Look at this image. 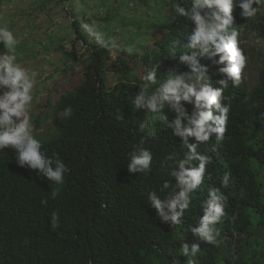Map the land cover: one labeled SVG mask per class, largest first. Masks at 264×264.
<instances>
[{
    "label": "trees",
    "instance_id": "trees-1",
    "mask_svg": "<svg viewBox=\"0 0 264 264\" xmlns=\"http://www.w3.org/2000/svg\"><path fill=\"white\" fill-rule=\"evenodd\" d=\"M47 1L52 7L44 8L50 12L62 6L58 13L67 19L72 34L71 51L64 55L72 64L48 89L41 111L30 116L43 150L48 155L58 152L71 172L60 196L52 200L53 185L47 178L20 167L11 148L0 152V264H88L89 259L93 264H169L175 258L187 264L180 252L182 236L189 245L199 244L196 264H264V116L260 115L264 113V10L249 21L234 9V26L248 66L241 83L233 86L229 81L225 92L232 104L225 139L213 134L209 144L197 149L204 154L212 145L216 152L208 153L213 161L178 229L158 218L148 193L155 191L161 198L168 194L170 189L161 191L163 182L174 186L176 179L170 176L174 164L165 157L175 153L178 160L187 149L170 128L156 121L155 113L134 110L131 100L139 91V75L155 65L159 67L153 91L169 67L188 70L179 63V53L175 57L169 53L168 45L194 25L175 17L172 5L178 0H162L145 49L113 59L89 44L73 20L76 0ZM184 6L190 7V0ZM249 36L251 46L243 45ZM210 63L201 59L202 65ZM218 67L209 68L213 81L224 78L216 74ZM71 76L76 83L65 88L63 81ZM69 105L73 115L64 118L63 109ZM185 108L189 114L193 111L191 104ZM118 111L122 119L116 118ZM143 122L147 127L141 133L138 126ZM141 141L153 153L147 177L127 169L134 146ZM189 142L194 143V138ZM225 171L231 173L229 187L222 189L228 196L227 215L217 225L220 243L215 247L200 241L189 227L198 224L201 201L208 198L210 188L220 187ZM45 198L47 207L40 203ZM53 211L60 217L56 230L50 228Z\"/></svg>",
    "mask_w": 264,
    "mask_h": 264
},
{
    "label": "clouds",
    "instance_id": "clouds-1",
    "mask_svg": "<svg viewBox=\"0 0 264 264\" xmlns=\"http://www.w3.org/2000/svg\"><path fill=\"white\" fill-rule=\"evenodd\" d=\"M186 2L188 0H178L172 5L175 17L187 18L194 27L190 32H185L182 38L172 39L168 51L174 57L179 53V63L186 65L188 70L180 71L178 66L169 67L159 88L153 91L159 67V64L155 65L139 75V91L131 100L134 110L155 113L156 121L170 128L187 149L183 158L178 160L175 153L165 157V160L173 162L170 176L176 179L174 186L163 182L161 191L170 189L168 194L161 198L155 191L148 193L149 204L156 210L158 218L178 229L184 224L185 212L192 204V194L201 188L206 169L213 161L212 155L208 153L216 152L212 145L204 149V154L198 153L197 149L209 144L213 134L219 140L225 139L232 110L231 98L225 92L230 87L229 81L233 86L241 83L242 72L248 66V56L239 39L240 32L234 26V9L238 8L239 15L249 21L256 20L264 10V0H190V7L184 6ZM79 28L89 44L105 50L113 59L121 53L129 57L135 55V45L121 44L98 23L81 19ZM19 43L20 40L7 24L0 25V44L3 45V50H0V152L11 148L20 167L35 170L38 176L47 178L53 185L50 198L55 200L60 196L71 169L58 152L48 155L43 150L42 140L34 133L29 112L35 98L38 72L18 62L16 50ZM65 47L71 51L70 44ZM201 59L210 61V65H202ZM211 66H219L216 74L224 78L213 81L212 75H209ZM133 85H137L136 81H133ZM185 104L193 105L191 114L186 111ZM169 113H174V117L170 119ZM72 115L73 108L66 106L62 116L71 118ZM260 115L264 116V113ZM116 118H123L119 111ZM146 127L147 123L143 122L138 126V131L143 133ZM190 138H194L195 142L190 143ZM152 163L153 153L141 141L134 146L127 169L130 173L147 177L152 171ZM230 176L231 173L225 171L219 180L220 187L208 190V198L201 201L200 205L203 215L196 226L189 227L200 241L215 247H219L220 243L217 225L227 215L228 196L222 189L229 187ZM40 203L47 207L48 198L42 199ZM50 218V228L58 229L59 214L53 211ZM180 243V252L187 257V264H196L195 258L201 251L199 244L189 245L184 242V236ZM88 264L93 262L89 259ZM169 264L180 262L175 258Z\"/></svg>",
    "mask_w": 264,
    "mask_h": 264
},
{
    "label": "rangeland",
    "instance_id": "rangeland-1",
    "mask_svg": "<svg viewBox=\"0 0 264 264\" xmlns=\"http://www.w3.org/2000/svg\"><path fill=\"white\" fill-rule=\"evenodd\" d=\"M3 0L0 4V25L7 24L20 40L17 45L18 62L29 69L36 70L37 86L31 112H39L47 99L48 89L62 74L68 73L66 44L72 37L67 28V19L62 18L60 7L50 12L45 6L52 3L43 0ZM66 1V0H65ZM73 20L79 27L81 19L98 25L121 44L135 45L136 52L145 49L152 25L159 20L162 0H76ZM35 2V3H34ZM67 5V3H66ZM131 5V7H130ZM47 7V8H48ZM48 10V11H47ZM50 12V13H49ZM253 36V35H252ZM253 37H248L251 46ZM0 50L3 45L0 44ZM67 65V70H63ZM74 76L63 81L64 87L74 85ZM41 116L40 119H42Z\"/></svg>",
    "mask_w": 264,
    "mask_h": 264
}]
</instances>
